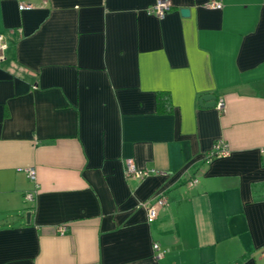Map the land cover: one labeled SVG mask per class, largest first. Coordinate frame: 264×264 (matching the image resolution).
Returning <instances> with one entry per match:
<instances>
[{"label": "crops", "instance_id": "obj_1", "mask_svg": "<svg viewBox=\"0 0 264 264\" xmlns=\"http://www.w3.org/2000/svg\"><path fill=\"white\" fill-rule=\"evenodd\" d=\"M23 1L0 0V264H264V0Z\"/></svg>", "mask_w": 264, "mask_h": 264}, {"label": "built area", "instance_id": "obj_2", "mask_svg": "<svg viewBox=\"0 0 264 264\" xmlns=\"http://www.w3.org/2000/svg\"><path fill=\"white\" fill-rule=\"evenodd\" d=\"M19 1V8L20 10H30L34 8V4L30 2H25L23 0ZM206 8L210 9H221L223 7V4L221 1L218 0H212L210 2H207L204 4ZM174 7V4L171 0H157L149 9V14H154L160 18L164 17L166 14H168ZM7 42L4 39V35H0V51H4L7 49ZM217 107L219 109H223L224 102L220 101L217 103ZM264 153V149L262 150ZM230 154V148L227 143L224 141L218 140L216 143H214L212 149L209 152L210 157H226ZM30 180H32L35 183V188L32 191H29L25 194V200L28 202H31L35 199V196L38 192L39 183H38V174L35 166H28L23 169ZM159 172V171H158ZM157 172V173H158ZM156 173L154 170L149 169H142L135 165L134 161L132 159H127L125 161L124 166V174L127 178L129 177H137L140 179H144L151 174ZM197 179H193L191 181L192 184L196 183ZM167 204V199L164 194L158 196L155 200V202L147 203L146 208L148 212V218L150 221L154 220L158 216V206H164ZM68 230L67 225H59L57 227V231L60 234H65ZM154 250L157 252L158 257H163L165 254V250H163L159 243L153 244ZM238 264V263H235Z\"/></svg>", "mask_w": 264, "mask_h": 264}, {"label": "trees", "instance_id": "obj_3", "mask_svg": "<svg viewBox=\"0 0 264 264\" xmlns=\"http://www.w3.org/2000/svg\"><path fill=\"white\" fill-rule=\"evenodd\" d=\"M173 104L170 95L165 91H160L157 95V112L160 114L171 113Z\"/></svg>", "mask_w": 264, "mask_h": 264}, {"label": "water", "instance_id": "obj_4", "mask_svg": "<svg viewBox=\"0 0 264 264\" xmlns=\"http://www.w3.org/2000/svg\"><path fill=\"white\" fill-rule=\"evenodd\" d=\"M182 14L184 16H187L190 14V10L188 8H183L181 10ZM206 101V103H204ZM200 104L202 106H206V107H212L216 105V101H215V96L214 95H205L201 98L200 100ZM28 217H30V214L28 215Z\"/></svg>", "mask_w": 264, "mask_h": 264}, {"label": "rangeland", "instance_id": "obj_5", "mask_svg": "<svg viewBox=\"0 0 264 264\" xmlns=\"http://www.w3.org/2000/svg\"><path fill=\"white\" fill-rule=\"evenodd\" d=\"M1 216L4 218L6 215H3V214H2V215H0V217H1Z\"/></svg>", "mask_w": 264, "mask_h": 264}]
</instances>
